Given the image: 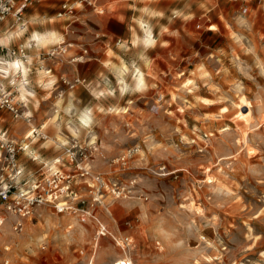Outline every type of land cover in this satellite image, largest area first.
<instances>
[{
    "label": "clouds",
    "instance_id": "obj_1",
    "mask_svg": "<svg viewBox=\"0 0 264 264\" xmlns=\"http://www.w3.org/2000/svg\"><path fill=\"white\" fill-rule=\"evenodd\" d=\"M109 8L0 0V264H264V219L245 223L236 247L215 248L209 209L176 171L197 161L208 173L189 172L198 191L217 174H231L237 190L264 185V0H112ZM69 29L106 37L103 55L72 43ZM158 49L177 59L169 98ZM60 54L108 70L112 79L101 72L104 87L90 93L107 106L83 104L77 85L48 66ZM172 184L181 192L170 206L159 190ZM262 214L264 206L254 212Z\"/></svg>",
    "mask_w": 264,
    "mask_h": 264
},
{
    "label": "rangeland",
    "instance_id": "obj_2",
    "mask_svg": "<svg viewBox=\"0 0 264 264\" xmlns=\"http://www.w3.org/2000/svg\"><path fill=\"white\" fill-rule=\"evenodd\" d=\"M49 1L57 2V0ZM201 23L203 24L204 22L201 21ZM77 26L83 27L82 25L78 24L72 25L73 28H77ZM70 31L71 32L69 36L73 35L72 43H75V41H77L76 36L77 34H81V31H76L75 33H72V29ZM189 35L191 36V33H189ZM208 35H211V33H209ZM192 38L196 37L193 35ZM78 42L85 43L86 46H88V40ZM205 43L209 44L211 48L218 46V42H214L211 39L206 40ZM184 46H187L186 43L181 42L180 48ZM69 51H73V49H69ZM179 55L183 57L185 55V52L181 50L179 52ZM171 61H174V63L177 64V59L175 58V56L171 59ZM180 64L183 65L184 61L181 60ZM158 66L159 67L155 71L156 73H158L159 77H162V87L164 88V91L168 93V96L166 98H169L175 92V89L178 86L176 81L179 80L180 77L172 75V66ZM188 73L193 74V69L191 66H189ZM195 75L200 74L195 73ZM86 82L87 83L84 85L88 84L87 80ZM80 89H84L83 86H79L78 88H76V91ZM84 93L86 94L87 92L85 91ZM174 106L175 105H173V107ZM136 115L142 117V114L137 113ZM112 119V117L107 118V126H110ZM210 151H213L214 153V149H210ZM176 171L178 175L184 177L186 180L191 181V183H189L187 187L191 189V192L196 197V199L201 200L204 206L209 209L207 217L211 222L207 224V230L205 234L209 235L212 232L215 233V236L211 239V243L215 248L218 249L225 244H227L230 248L236 247L243 240V227L245 223H251L256 226L259 219H264V214L260 215L259 217L257 215H254L255 211L264 206V201L260 199V196L264 195V185H256V188L255 186L250 184H242V186L237 190L231 183L233 179L231 174L229 175L228 179H224L222 176L217 174L216 179L212 184L205 185L203 190L198 191L197 187H192V184L195 183V179L189 176V172L195 171L200 173L201 176H207L208 173L202 170V166L199 165L197 161H193L188 166L187 170L177 165ZM213 172H215V169H213ZM242 175L243 174L241 173L240 176L236 177V179H240ZM252 182L255 184V181ZM241 183H243L242 180ZM227 188H231L232 191L236 192L237 195L244 197V204H246L247 207L243 206L240 201H235V196H230L226 191ZM180 192L181 190L175 184H172L167 189L161 188L159 190V194L162 196V198L169 202L170 206L172 199L176 197ZM213 215H215L217 219L211 220V216ZM261 230H264V227H261Z\"/></svg>",
    "mask_w": 264,
    "mask_h": 264
},
{
    "label": "crops",
    "instance_id": "obj_3",
    "mask_svg": "<svg viewBox=\"0 0 264 264\" xmlns=\"http://www.w3.org/2000/svg\"><path fill=\"white\" fill-rule=\"evenodd\" d=\"M100 2L103 3L106 12H108V10L111 11V8L108 9V6L112 3V0H101ZM49 3H53V2L47 1L45 3H41L42 9L44 6H46ZM102 19L103 18H97L98 21L102 20ZM77 27H79L80 29L83 28L80 26H77ZM99 30L104 31L105 29L103 28V26H101V28ZM79 31H81V34H77L76 37L83 36L84 40H86V41L88 40V46L94 48L97 52H100L101 56H102L103 55L102 50L104 47L103 41L106 39V37L101 36V38L99 40H95L92 33H87L86 31H83V30H79ZM72 38H73V35L68 37V39L71 42H72ZM75 43H80V42L75 41ZM173 47L176 49H179L180 44L174 42ZM158 51L161 54L156 57V64L157 65H161L162 67H165L166 65L168 67H170V66L174 67L176 65L174 63V61H171V59L175 55V51L170 52L168 49H158ZM69 61H70V57H68V59H65L64 55L61 57H58L57 59H51L50 58L48 66L57 67L58 71L62 70L66 74V77L70 80L77 78V77H81V78H84L88 81V84H87L88 90L86 91L87 92L86 94L84 93L85 89H80L78 91L75 90L77 98L82 99L83 104H87L89 107H94V108L96 106H107L109 98L97 99L94 96H92L90 93L98 90L96 87L97 84H99L101 86V88L104 87L103 79L101 78V72L108 75L109 80L112 79L111 75L108 74V70L101 68L98 71H94L93 68H91V67L87 68V70H86L83 66L72 65L71 63H69ZM126 62H127V59H126ZM77 69H79L78 72H77ZM78 87H76V88H78ZM112 103H114V101H112ZM83 104L81 105V107H83ZM106 121H107V119L103 123H104L105 127H108L106 125Z\"/></svg>",
    "mask_w": 264,
    "mask_h": 264
},
{
    "label": "built area",
    "instance_id": "obj_4",
    "mask_svg": "<svg viewBox=\"0 0 264 264\" xmlns=\"http://www.w3.org/2000/svg\"><path fill=\"white\" fill-rule=\"evenodd\" d=\"M47 1H49V0H41V3H45V2H47ZM101 1V0H100ZM69 23H71V22H69ZM71 29H69V32H71L70 31ZM94 37V36H93ZM95 39V38H94ZM95 40H99V39H95ZM54 51H56V52H59V50L58 49H54ZM61 56H63V54H60V55H57V56H53V57H51V59H57L58 57H61ZM71 59V58H70ZM68 79V78H67ZM82 80L83 81V84H86L87 82H86V80L85 79H83V78H80V77H77V78H74V79H68L72 84H76L77 86L76 87H78V86H83V85H81V84H77V80Z\"/></svg>",
    "mask_w": 264,
    "mask_h": 264
}]
</instances>
